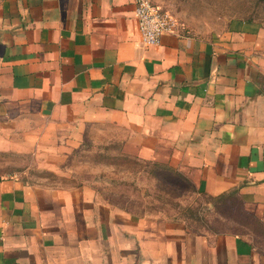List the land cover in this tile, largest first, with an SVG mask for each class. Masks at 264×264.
Wrapping results in <instances>:
<instances>
[{
  "label": "crops",
  "instance_id": "1",
  "mask_svg": "<svg viewBox=\"0 0 264 264\" xmlns=\"http://www.w3.org/2000/svg\"><path fill=\"white\" fill-rule=\"evenodd\" d=\"M133 8L0 0V146L55 119L96 120L123 156L173 168L197 194L234 192L239 220H222L238 230L136 218L84 187L11 176L0 179V264H264V23L177 28L144 47Z\"/></svg>",
  "mask_w": 264,
  "mask_h": 264
},
{
  "label": "rangeland",
  "instance_id": "2",
  "mask_svg": "<svg viewBox=\"0 0 264 264\" xmlns=\"http://www.w3.org/2000/svg\"><path fill=\"white\" fill-rule=\"evenodd\" d=\"M151 2L169 11L177 28L188 34H213L233 19L264 23V0ZM97 122L55 119V125L41 127L24 145L0 146V179L15 176L28 185L84 187L120 214L160 215L190 230H238L222 220H239L235 206L197 194L173 168L123 156L112 129Z\"/></svg>",
  "mask_w": 264,
  "mask_h": 264
},
{
  "label": "built area",
  "instance_id": "3",
  "mask_svg": "<svg viewBox=\"0 0 264 264\" xmlns=\"http://www.w3.org/2000/svg\"><path fill=\"white\" fill-rule=\"evenodd\" d=\"M133 17L139 42L144 47H156L165 34L177 31L176 18L151 0H133Z\"/></svg>",
  "mask_w": 264,
  "mask_h": 264
},
{
  "label": "trees",
  "instance_id": "4",
  "mask_svg": "<svg viewBox=\"0 0 264 264\" xmlns=\"http://www.w3.org/2000/svg\"><path fill=\"white\" fill-rule=\"evenodd\" d=\"M210 199H215L217 203L224 204L226 202L231 203L240 212V202H238L234 192L223 193L217 196H207Z\"/></svg>",
  "mask_w": 264,
  "mask_h": 264
}]
</instances>
